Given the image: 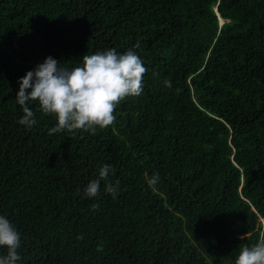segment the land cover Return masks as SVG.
<instances>
[{
	"label": "trees",
	"instance_id": "16d2710c",
	"mask_svg": "<svg viewBox=\"0 0 264 264\" xmlns=\"http://www.w3.org/2000/svg\"><path fill=\"white\" fill-rule=\"evenodd\" d=\"M263 219L264 0H0V264H264Z\"/></svg>",
	"mask_w": 264,
	"mask_h": 264
},
{
	"label": "clouds",
	"instance_id": "9594fccd",
	"mask_svg": "<svg viewBox=\"0 0 264 264\" xmlns=\"http://www.w3.org/2000/svg\"><path fill=\"white\" fill-rule=\"evenodd\" d=\"M216 12H217V14H218V16H219V20H220V23H221V25L224 23V20H223V18L220 16V14H219V12H218V7H216ZM264 220V219H263Z\"/></svg>",
	"mask_w": 264,
	"mask_h": 264
}]
</instances>
